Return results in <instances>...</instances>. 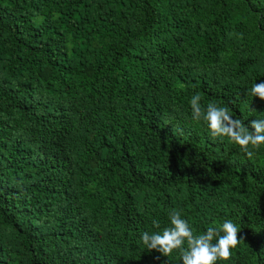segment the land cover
Returning a JSON list of instances; mask_svg holds the SVG:
<instances>
[{
	"label": "trees",
	"instance_id": "1",
	"mask_svg": "<svg viewBox=\"0 0 264 264\" xmlns=\"http://www.w3.org/2000/svg\"><path fill=\"white\" fill-rule=\"evenodd\" d=\"M261 82L264 0H0V264H182L141 239L173 209L264 264V145L190 106L250 124Z\"/></svg>",
	"mask_w": 264,
	"mask_h": 264
},
{
	"label": "clouds",
	"instance_id": "2",
	"mask_svg": "<svg viewBox=\"0 0 264 264\" xmlns=\"http://www.w3.org/2000/svg\"><path fill=\"white\" fill-rule=\"evenodd\" d=\"M249 95L264 101V82L254 83ZM190 106L193 120H203L212 137L228 138L250 159L254 155L253 150L264 145V119H255L245 124L241 119L234 118L228 107L216 101L208 102L206 107L202 106L199 94L193 95ZM168 218L170 226L163 229L159 221L153 220L158 231H145L141 239L148 251L154 250L166 257L178 252L182 264H217L218 261H228L232 249L241 242L240 227L231 219L197 233L188 220L182 218L179 210H170Z\"/></svg>",
	"mask_w": 264,
	"mask_h": 264
}]
</instances>
